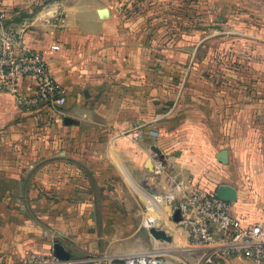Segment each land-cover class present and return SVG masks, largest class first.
<instances>
[{"label": "crops", "instance_id": "obj_1", "mask_svg": "<svg viewBox=\"0 0 264 264\" xmlns=\"http://www.w3.org/2000/svg\"><path fill=\"white\" fill-rule=\"evenodd\" d=\"M34 1L0 0L6 17L0 36L23 29L24 44L42 56L62 93L53 104L23 112L0 92V137L9 152L0 159V264H31L32 254H52L55 242L74 264H101L98 253L108 256L106 264L155 254L162 242L145 221L166 223L170 209L162 195L170 188L216 194L227 185L235 192L232 215L243 225L264 223V0H253L252 13L237 12L248 4L243 0L207 4L213 21L224 22L207 27L208 35L219 34L208 44L230 35L226 24H247L253 32L242 38L253 39V65L246 69L260 95L209 79L208 61L195 62L196 46H186L181 68L147 62L144 34L120 22L105 0ZM22 87L34 93L30 81ZM66 117L77 123L65 125ZM134 120L142 130L130 151L120 135ZM146 146L161 155L146 156ZM158 163L165 171L155 175ZM109 168L126 188L116 196L91 186L101 175L110 182ZM134 206L142 220L130 229L123 212L128 217ZM171 230L174 244L194 248L182 230ZM215 238L220 244L223 235ZM213 264L252 263L234 256Z\"/></svg>", "mask_w": 264, "mask_h": 264}, {"label": "rangeland", "instance_id": "obj_2", "mask_svg": "<svg viewBox=\"0 0 264 264\" xmlns=\"http://www.w3.org/2000/svg\"><path fill=\"white\" fill-rule=\"evenodd\" d=\"M212 1L214 0H105L107 5L112 7L116 14H119L120 22L127 21L133 30H138L139 28V31L144 34V47L146 49L147 62H162L163 69H168L165 67L166 64H179L181 68V65L184 66L185 63L188 62L189 56L185 49L187 48L186 46H196L199 49V55L195 57V62L206 63L208 61V65L203 68L205 75L209 79L219 82L221 88L225 87L228 90L232 87H239L241 90L252 92V94L255 90L257 95L262 94V92H260L261 90L258 89L259 87L253 88V70L249 71L246 69V66L249 68L251 67L250 65H253V39L242 38V35H252L253 33L249 26L245 27L247 24H226L227 28L225 30L229 31L227 34L230 35H226L225 38L220 40L211 39L209 44L207 43L209 36L219 35L215 29L208 35L207 27L209 25L215 26L224 23L213 21L217 16L211 13L210 6L207 5ZM243 1H247L248 4L240 7L241 9H238L237 12L244 11L252 13L253 0ZM251 19L253 20V17H251ZM244 27L245 29L241 30ZM208 51L211 52L209 57L204 55L207 54ZM201 73L203 72H200V74ZM166 105L164 104V106ZM134 121L133 126L140 125L137 120ZM132 128L133 127H131V129ZM141 130L142 126H140V131ZM55 137L57 138L58 135ZM120 137H125V139L122 138V140L130 145V151L135 150L132 145H135L137 140L132 139L131 132L120 135ZM6 142L7 141H5V143ZM145 153L148 157H159V155L148 146H146ZM8 154L9 152L3 148V141L0 137V159H7V157H9ZM106 171L105 173L111 174V181L107 183L105 178L103 179L101 175L98 177L96 185L94 183L91 184L92 189L95 187V191L98 192L99 195H107L109 192H114L113 195L115 196L116 192L126 191L117 173L111 168ZM92 181H94V179H92ZM147 183L149 184L148 181ZM147 183L145 182V185H147ZM144 187L143 185V188ZM130 190L133 191L134 196H139V194L133 190L132 186H130ZM113 200H115L114 202L117 206L120 204V201L118 202L117 199ZM165 205L168 206L167 204ZM139 209V206H134L129 210L128 217H125L126 210H124L125 212L122 211L124 213V221L126 220L129 222L130 229H132V227L136 228L141 224L142 215ZM117 210L120 214L119 217H121V209ZM166 223L161 222L159 227L165 230L167 234L171 235L172 230L170 229V221L166 220ZM130 233H133L132 230ZM143 233L145 234L146 232ZM143 233L141 234L142 236ZM159 242H162L160 245L161 247L155 250L158 259H165L173 264H200L201 253L198 250L176 242L175 244L173 242ZM95 256L99 261H102L101 264H106L108 256L100 253ZM122 262L123 259L118 261L117 264H121Z\"/></svg>", "mask_w": 264, "mask_h": 264}, {"label": "built area", "instance_id": "obj_3", "mask_svg": "<svg viewBox=\"0 0 264 264\" xmlns=\"http://www.w3.org/2000/svg\"><path fill=\"white\" fill-rule=\"evenodd\" d=\"M5 19L0 12L1 27H4ZM23 32V29L8 28L0 36V92L10 94L17 108L28 112L55 103L62 92L42 56L24 44ZM24 81H30L33 94L25 92L22 87ZM130 132L132 139L138 140L140 126L134 125ZM164 171L162 163L154 168L155 175ZM162 200L170 209L167 220L171 228L182 230L189 244L201 253L200 264H213L216 258L234 256L252 264H264V223L243 225L232 215L230 202L197 186H190L183 192L170 188L163 193ZM176 210L181 217L178 223L172 220ZM155 225L154 218H146V227ZM216 233L223 235L220 244L216 241ZM30 261L31 264H61L53 254H32ZM69 264H74V261ZM121 264L173 263L149 253L126 256Z\"/></svg>", "mask_w": 264, "mask_h": 264}, {"label": "water", "instance_id": "obj_4", "mask_svg": "<svg viewBox=\"0 0 264 264\" xmlns=\"http://www.w3.org/2000/svg\"><path fill=\"white\" fill-rule=\"evenodd\" d=\"M65 125H71V124H76L77 122L73 121L70 118H64L63 119ZM152 150L158 154L159 156L161 155V151L157 148H152ZM216 197L219 199H223L228 202H232L235 199V192L232 188H230L227 185H223L218 188L216 192ZM180 212L178 210L175 211L173 215V222L178 223L180 221ZM160 226V225H159ZM159 226H152L148 229L149 234L152 236L157 241H163L170 243L172 242V236L170 234H167L165 230H163ZM52 254L53 256L58 259L61 263L63 264H69L71 260V254L65 250V248L59 244L58 242H55L52 246Z\"/></svg>", "mask_w": 264, "mask_h": 264}, {"label": "trees", "instance_id": "obj_5", "mask_svg": "<svg viewBox=\"0 0 264 264\" xmlns=\"http://www.w3.org/2000/svg\"><path fill=\"white\" fill-rule=\"evenodd\" d=\"M37 1V0H36ZM34 1V3L36 2ZM52 1H56V0H41V4H47V3H50ZM41 7V5H38V6H35V10L33 11L32 14H34L39 8ZM46 106V105H45Z\"/></svg>", "mask_w": 264, "mask_h": 264}]
</instances>
